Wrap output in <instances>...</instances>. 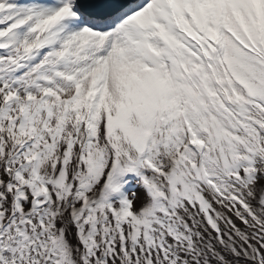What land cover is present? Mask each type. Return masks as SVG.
Here are the masks:
<instances>
[{
  "label": "snow or ice",
  "instance_id": "obj_1",
  "mask_svg": "<svg viewBox=\"0 0 264 264\" xmlns=\"http://www.w3.org/2000/svg\"><path fill=\"white\" fill-rule=\"evenodd\" d=\"M0 264H264V0H0Z\"/></svg>",
  "mask_w": 264,
  "mask_h": 264
}]
</instances>
